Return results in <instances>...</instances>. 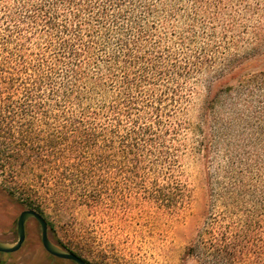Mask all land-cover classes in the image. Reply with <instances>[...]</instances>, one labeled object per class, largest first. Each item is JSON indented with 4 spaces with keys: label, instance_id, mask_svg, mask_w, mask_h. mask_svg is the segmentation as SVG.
I'll return each mask as SVG.
<instances>
[{
    "label": "trees",
    "instance_id": "obj_1",
    "mask_svg": "<svg viewBox=\"0 0 264 264\" xmlns=\"http://www.w3.org/2000/svg\"><path fill=\"white\" fill-rule=\"evenodd\" d=\"M262 7L264 0H0V175L58 213L125 196L185 211L178 119L199 77L228 50L217 42L231 32L229 13ZM213 78L197 130L209 124L205 111L219 94L212 89L227 83ZM225 111L227 121L197 143L208 203L182 264H264V138L236 139L242 111ZM211 147L223 152L217 165Z\"/></svg>",
    "mask_w": 264,
    "mask_h": 264
},
{
    "label": "rangeland",
    "instance_id": "obj_2",
    "mask_svg": "<svg viewBox=\"0 0 264 264\" xmlns=\"http://www.w3.org/2000/svg\"><path fill=\"white\" fill-rule=\"evenodd\" d=\"M229 14H233L231 32L222 39L224 42H217L228 50L225 55L216 54L211 71L199 77L186 112L178 119L182 127L177 140L182 145L178 169L190 189V203L185 211L168 210L147 197L125 196L103 201L94 211L88 210V206L75 205L66 213H58L47 201L33 203L20 196L0 175V240L15 241L18 214L25 209L36 211L39 205L50 240L74 251L88 264H182L184 250L202 226L208 203L206 159L204 152L197 151L202 133L211 134L215 121H227L225 106L235 104L244 118L238 125L236 139L264 138V81L260 79L264 75V10L262 7L257 12ZM215 37L220 40L222 35L218 32ZM216 73L227 83L212 89L213 95L219 94L214 107L205 111L209 124L197 130L205 84L215 81ZM211 148L210 159L217 165L223 152ZM25 229L26 240L20 250L1 259L5 264H51L40 244L38 224L30 219ZM54 264L73 263L54 261Z\"/></svg>",
    "mask_w": 264,
    "mask_h": 264
},
{
    "label": "water",
    "instance_id": "obj_3",
    "mask_svg": "<svg viewBox=\"0 0 264 264\" xmlns=\"http://www.w3.org/2000/svg\"><path fill=\"white\" fill-rule=\"evenodd\" d=\"M27 219H34L38 223L42 247L49 255L58 259L71 261L74 264H87L85 260L72 251L62 249L50 241L48 238V224L46 220L40 213L33 209H25L19 213L16 221L17 238L14 242L0 241V253H13L21 247L25 238L24 224Z\"/></svg>",
    "mask_w": 264,
    "mask_h": 264
},
{
    "label": "flooded vegetation",
    "instance_id": "obj_4",
    "mask_svg": "<svg viewBox=\"0 0 264 264\" xmlns=\"http://www.w3.org/2000/svg\"><path fill=\"white\" fill-rule=\"evenodd\" d=\"M19 215V214H18ZM17 218H18V216H17ZM17 218H16V221H17ZM28 220H30V219H27L26 221H25V223L28 221ZM31 220H34V219H31ZM35 221V220H34ZM36 222V221H35ZM37 223V222H36ZM38 224V223H37ZM39 226V225H38ZM24 229H25V224H24ZM40 229V228H39ZM48 232V231H47ZM16 238H17V236H16ZM49 238V237H48ZM50 239V238H49ZM16 240V239H15ZM25 240H26V229H25V238H24V241H23V243H22V245L24 244V242H25ZM1 241V240H0ZM51 241V240H50ZM14 242V241H13ZM40 244H41V239H40ZM22 245H21V247H22ZM20 247V248H21ZM41 247H42V244H41ZM20 248L17 250V251H19L20 250ZM42 249H43V247H42ZM44 250V249H43ZM16 251V252H17ZM45 251V250H44ZM46 252V251H45ZM13 253H15V252H13ZM13 253H0V254H2V256H5V255H9V254H13ZM47 253V252H46ZM48 254V253H47ZM49 255V254H48ZM51 256V255H50ZM53 257V256H52ZM62 260V259H61ZM64 261H68V260H64ZM74 264V263H73Z\"/></svg>",
    "mask_w": 264,
    "mask_h": 264
}]
</instances>
